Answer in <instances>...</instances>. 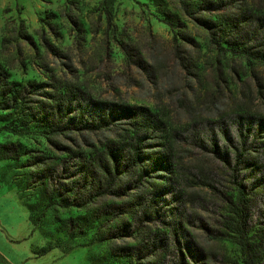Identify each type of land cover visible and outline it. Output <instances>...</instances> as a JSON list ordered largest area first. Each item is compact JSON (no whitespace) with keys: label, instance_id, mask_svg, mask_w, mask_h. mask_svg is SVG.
Instances as JSON below:
<instances>
[{"label":"rangeland","instance_id":"obj_1","mask_svg":"<svg viewBox=\"0 0 264 264\" xmlns=\"http://www.w3.org/2000/svg\"><path fill=\"white\" fill-rule=\"evenodd\" d=\"M0 68L21 98L0 110V248L175 264L174 230L212 264L239 261L223 235L243 189L264 254V0H0ZM106 145L115 192L97 195L81 168Z\"/></svg>","mask_w":264,"mask_h":264},{"label":"trees","instance_id":"obj_2","mask_svg":"<svg viewBox=\"0 0 264 264\" xmlns=\"http://www.w3.org/2000/svg\"><path fill=\"white\" fill-rule=\"evenodd\" d=\"M218 8V7H217ZM107 22L109 17L106 18ZM34 84L26 83L21 86L22 89L31 87ZM19 87L20 84L8 81V75L0 68V110L12 109L21 102L19 93L16 90H12L11 87ZM31 95H35L31 93ZM109 145L105 146V150L101 154L105 157L104 162L97 158L95 165L91 167L89 164L81 168V182L84 188L88 191L94 192L97 195H111V188L117 180V152H113ZM5 159L15 160L18 156L17 153L14 155H4ZM92 165V164H91ZM117 193H115V196ZM247 198L244 195L243 189L238 190L236 200L234 203H228V214L229 217L225 218L224 229L227 231L224 238L231 240L239 249L240 260H226L224 264H259L263 259L262 249V234L252 233L251 227L248 226L246 216V205ZM72 204V203H71ZM107 213L117 216H124L131 214L133 211L131 207L126 205L112 204L106 208ZM178 221L180 225L181 218L175 219L173 222ZM204 234H209L210 237H216L205 223L202 224ZM172 232V242L178 247V260L175 264H212L210 255L204 251L202 247L195 244L193 240H183L179 243L176 237V232ZM213 234V235H212ZM124 238L129 236L124 235ZM211 237V238H213ZM218 237V236H217ZM173 244L170 245L174 246ZM165 245V242H164ZM136 260L139 264H163L159 256L155 257L154 254L140 256V248L136 250ZM131 255V254H130ZM139 259H146L139 261Z\"/></svg>","mask_w":264,"mask_h":264},{"label":"crops","instance_id":"obj_3","mask_svg":"<svg viewBox=\"0 0 264 264\" xmlns=\"http://www.w3.org/2000/svg\"><path fill=\"white\" fill-rule=\"evenodd\" d=\"M2 242L7 247L6 249L0 248V253L6 258L9 264H48L47 262L45 263L42 258L29 259L26 262H23L26 259V256H29V253L20 254V252L15 250L13 246H10L4 240H2Z\"/></svg>","mask_w":264,"mask_h":264}]
</instances>
